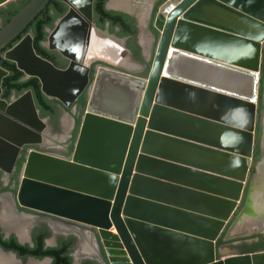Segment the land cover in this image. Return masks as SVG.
<instances>
[{
	"label": "water",
	"instance_id": "1",
	"mask_svg": "<svg viewBox=\"0 0 264 264\" xmlns=\"http://www.w3.org/2000/svg\"><path fill=\"white\" fill-rule=\"evenodd\" d=\"M13 1L0 0V7ZM61 1L69 9L49 29L45 45L69 66L58 68L38 55L33 33L0 55V63L2 56L26 77L39 78L42 92L66 109L87 87L85 114L71 156L29 152L15 202L88 228L100 264H264V250L229 254L219 245L261 232L233 234L245 215L256 216L254 187L264 166L263 159L250 182L255 125L260 116L264 121V109L258 111L264 0H166L155 18L160 35L147 77L123 71L93 49L94 31L106 48L128 53L97 29L94 0L93 31L72 28L54 43L57 25L75 13ZM49 2L30 0L0 25V52ZM26 38L47 76L12 57ZM95 60L105 65L93 70ZM84 63L77 90L75 83L72 92L60 86L65 95L76 91L68 102L47 93L49 83L68 82L72 67ZM6 74L0 66V93ZM26 95L39 127L11 112ZM66 114L74 118L73 111ZM0 121L29 137L12 143L0 134V144L14 151L0 154V170L9 174L25 145L45 143L48 124L30 90L10 102L0 99ZM247 187V204L239 211ZM79 232L75 249L83 241Z\"/></svg>",
	"mask_w": 264,
	"mask_h": 264
},
{
	"label": "trees",
	"instance_id": "2",
	"mask_svg": "<svg viewBox=\"0 0 264 264\" xmlns=\"http://www.w3.org/2000/svg\"><path fill=\"white\" fill-rule=\"evenodd\" d=\"M30 0H16L5 7H0V21L3 25H6ZM108 0H94L93 1V15L97 29L102 32L106 31V23H109V29H120V35L122 37H129L128 46L133 53L141 59V51L137 47L131 45V39L140 33V28L135 25L134 18L122 13L110 11L106 8ZM68 10V5L61 0H50L44 10H42L36 18L27 26V28L14 40L6 49L12 48L16 45L27 33L32 32L33 36V48L38 55L51 61L56 67L64 69L68 61L62 58L57 51L49 50L43 45L48 36L47 29L54 27L56 21L65 15ZM69 17L65 18L66 20ZM64 19V20H65ZM150 29L158 35V31L154 28L153 22L150 25ZM264 53V51H263ZM11 64L10 73L3 79V87L8 91V96L12 91H16L18 94H22L25 91L31 90L37 109L39 110L42 118L50 117L52 119H58L61 115L58 105L63 107L61 102L56 99H49L41 90V82L39 78L32 76L26 80H22L25 73L20 70L15 62L9 61ZM264 78V62L263 72ZM81 127V120L77 119L76 128L74 130V144L77 140ZM260 135L256 138V151L254 157L259 159L260 153ZM73 144V146H74ZM72 146V147H73ZM253 172V170H252ZM0 171V192L8 190L9 187H2ZM50 236V231L45 225L41 229H37L33 234L34 246L22 245L18 242L16 237L11 236L8 239L4 238L0 228V247L5 251L14 252L20 259L27 260L29 257H33L39 260L45 258H51V264H74L71 253L73 251V245L75 238L61 239L57 246L47 247L45 240ZM262 234H254L250 238L259 239L258 242L251 244H245L241 246V251L244 253L256 252L264 250V240ZM228 242H223L222 239L219 245H223ZM230 243V242H229ZM87 264V263H83Z\"/></svg>",
	"mask_w": 264,
	"mask_h": 264
},
{
	"label": "flooded vegetation",
	"instance_id": "3",
	"mask_svg": "<svg viewBox=\"0 0 264 264\" xmlns=\"http://www.w3.org/2000/svg\"><path fill=\"white\" fill-rule=\"evenodd\" d=\"M149 1H150V4H147V8H146V11H148V17H147V21H146V29L143 27L142 23L140 22L139 16H137L133 12H131L129 10H126V9H113V10H111V9L108 8V5H107L108 1L106 3V8L108 10H110V11L122 12V13H125V14L133 17L134 18L135 25H137L140 29H141V27H143L144 28V32L146 30V32H148L152 36V38H151V42H153V51H152V54L153 53L155 54V50L157 48L158 41H159V35H160L159 31L154 26L155 18H156V15L158 13L159 7L166 0H148V2ZM68 9H69V7H68ZM93 21L95 23L94 15H93ZM152 22H153L154 28L158 31V35L150 29V25H151ZM0 23H1L0 25H3L1 21H0ZM95 25H96V23H95ZM54 27H55V25H54ZM53 28H51V29H53ZM107 29H109V23H106V30ZM114 30H117V31L120 32V29L119 28H116ZM47 31H49V29H47ZM29 33H32V32H29ZM29 33H27L26 35H28ZM48 34H49V32H48ZM136 37L137 36H134L131 39V45L133 47L137 48L138 45L141 44L142 49H143V50L142 49L140 50L141 51V59L139 57H137L133 53V51L131 50V48H129V46H128V42L130 40L129 37H122V38H124L126 40L125 48L128 50V54L130 55V58H133V59L137 60L138 62H140L145 67V69L147 68L148 72L145 73V74H143V75H137V74H134V73H132V72H130L128 70H125L122 67L120 69H122L123 71H126L128 73H131V74L140 76V77H147L149 75V72H150L151 64L152 63H148V60L145 58V52L148 53L150 51H148V52L145 51L144 50L145 49L144 48V45L142 43H140L137 40ZM46 42H47V39L43 43V45L45 47H47L45 45ZM24 43H28V41H25ZM24 43H22L11 55L13 57H15L17 59V61L19 63H21L26 69L30 70L31 72H39V71H33L29 67V65H27L26 63H23L22 59L18 56V54H16L17 51H18V49ZM93 49L96 50L97 49L96 46H94ZM149 49H151V44H150ZM6 50H9V49H6L5 48L3 51L0 52V55H2ZM52 51H55V50H52ZM154 54H153V57H154ZM30 58H31V55H30ZM62 58H64V57L62 56ZM1 59H3V63H0V66L2 68H4L5 71L7 72V74L4 76V78H5L10 73L11 64L9 63V60H6V59L2 58V56H1ZM65 60H67V59H65ZM123 60L126 63L125 57L123 58ZM152 60H153V58H152ZM263 60H264V57H263ZM67 61H68V64H67V66L65 68H67L69 66V64H70V61L69 60H67ZM31 63L32 64L34 63L33 66L35 67V69H36V66L37 67L38 66H42V65L38 64V62H36V60L35 61L32 60ZM85 63L82 65L83 66L82 69L79 70V77H80V75L82 77L83 74H84V72H85V69H86V66H87V64H85ZM102 65H105L104 62L99 61V60H95L92 63V69L94 70V68H96L97 66L100 67ZM74 69L75 68H73V70ZM73 70L71 71L72 74L74 73ZM93 70L91 71V74L93 73ZM28 78L29 77H26V75H25L22 78V80H26ZM25 92H23L22 94H18L16 91H12L11 95L8 96V94H7L8 91L3 87V80H2L0 99L2 101L10 102L13 98L19 97V96L23 95ZM86 104H87V87L84 90V92L79 96V98L77 99V101L74 103V105L70 109H66V108L61 107V106L58 105L59 111L61 113V115L59 116L58 119H52L50 117L43 118V119L46 120V122L48 124L47 134L45 135L46 136V141H45V143L43 145H25L21 149V151H20V153H19V155H18V157L16 159V162H15V165H14V167L12 169V172L9 173V174H5L3 171L0 170L1 173H2L1 174V182H2V185L1 186L2 187H9L8 190H5V191L0 192V196H1L0 197V208H1V211L2 210L4 211L3 202H2V196H8L9 195L10 198L12 199L11 204H12L13 212H14L15 215H18L19 216V218H20L19 220L27 219V217L28 218H35V219L40 220V224H37V225L33 226L32 228H30V231H29V240H24L22 238L23 235H21L19 228L18 229L16 228V227H21V226H16L11 231H7V230L4 229L3 225L0 222L1 232L4 235V238L5 239H8L11 236H14V237H16V239L18 240V242L20 244H22V245H26L27 244V245H29V246L32 247V246H34L33 234H34V232L37 229H41L43 226L46 225L48 227L49 231H50V236L48 238H51L53 235H55V233H56L55 231H58V229H56V224L58 222H60V223L62 222V223H66V224L67 223H70V222L65 221L63 219H60V218H58L56 216L49 215V214H45V213H42V212H39V211H35V210H31V209L22 207V206H20V204L18 202H15V197H16V194L18 192V189H19V186H20V182H21V179H22V168H23V165H24V163H25V161L27 159V156H28L29 152H31L32 150H39V151H42V152H45V153H49V154H53V155H58V156H62V157H69V156H71V153H72V151L74 149V146H75V144H74V130L76 128L77 119H80V120L82 119V116L85 114V106H86ZM258 105H259L258 111H259V113H262V111L264 109V78H263V76H262V79L260 81V88H259V95H258ZM72 111L74 113L73 114V117L74 118H72L70 114H66V112H70L71 113ZM66 116H70L71 119H72L71 125L68 128H65L64 127V118ZM1 122H3V121H0V123ZM61 133H64L65 134V136L61 140H57V138L53 136V135H56L57 136L58 134H61ZM258 135H260V143H259L260 153H259V159L256 160L255 157H254V154H255V151H256V144H254V148H253V161H254V166H253V172L251 173L250 182L253 181V177H254V174L256 173L257 166L264 159V146H263V142H264V127H263V124H262L261 116L259 118V121L255 125V141H254V143L256 142V138L258 137ZM22 140H24V139H22ZM22 140H20V141H22ZM73 144H74V146H73ZM5 152H8L10 154H13V152H11V150L0 147V154L1 153H5ZM263 170H264V168H263ZM262 173H263V171H262ZM248 187L250 188V183H249V186ZM248 187H247V189L245 191V195H244L243 200H242V202L240 204L239 211L242 210L246 206V204H247V198H248V194H249ZM262 197H263V194H262ZM21 216L24 217V218H21ZM234 218H233V220H234ZM18 225H19V223H18ZM22 232L24 234V231L23 230H22ZM255 234H262L264 236V231H261L259 233H255ZM252 235H250V236H244L242 238L229 241L230 243L228 242V243H225L223 245H225V246H234V247H239L240 246L241 247L247 241H250L252 243L253 242H258L259 239H257V238H250ZM68 238H74V236L73 235H68L67 239ZM47 239L45 240L46 246L47 247H54V246H50L48 244ZM263 240H264V237H263ZM75 243H76V241H75ZM75 243L73 245V251L71 253V256L73 258V263L76 261L75 260V251H76V249L74 247L75 246ZM95 249L97 251V254L100 253V250L98 248H95ZM0 250L3 253H10V252H12V251H5L1 247H0ZM14 258L16 260H19V261H22V262H28L32 257H29L25 261L22 260V259H20L17 255ZM34 259L37 260V261L44 260V259L39 260V259H36V258H34ZM51 262H52V259H51V261H50L49 264H51ZM84 262H85V259H81L80 264H83Z\"/></svg>",
	"mask_w": 264,
	"mask_h": 264
},
{
	"label": "rangeland",
	"instance_id": "4",
	"mask_svg": "<svg viewBox=\"0 0 264 264\" xmlns=\"http://www.w3.org/2000/svg\"><path fill=\"white\" fill-rule=\"evenodd\" d=\"M81 2H84L85 0H80ZM80 1L78 0L79 2V5L77 6L76 4H72V7L75 8V11H76V15L75 16H70L69 19H65L63 20L61 23L58 24V28L57 30L55 31L54 35L52 36L51 40L55 41L58 43V44H61L63 42V39L65 38L64 36L61 35V33H71L72 32V28H76L79 26H81V28L83 29V26H84V22L87 21V23H89V20L88 18L85 16L84 14V9H83V6L82 4L80 3ZM77 2V4H78ZM146 4H150V1L148 2V0H108V8L113 10V9H126V10H129L131 12H133L134 14H136L137 16H139V11L142 10V9H145V12H146V8L145 6H147ZM79 7H81V9H79ZM139 20L141 21V19L139 18ZM147 21V20H146ZM83 22V23H82ZM1 24V23H0ZM64 29V31H63ZM66 29V30H65ZM93 28L90 27L89 28V31H93L92 30ZM70 31V32H69ZM60 32V33H59ZM146 33V30L144 32V28L141 27L140 29V33L137 35V40L141 43V39L142 37L145 35ZM148 33V32H147ZM30 34V33H29ZM57 34V35H56ZM105 34L108 36V37H111L110 39L111 40H114L117 42V44H119L121 47L125 48V44H126V40L124 38L121 37L120 35V32L117 31V30H111V29H107L105 31ZM149 34V33H148ZM149 38H150V42H149V45L148 46H144V50L145 51H150L148 53L145 52V58L148 60V63H152V58H153V54H152V51H153V42H151V38L152 36L149 34ZM93 43H94V46H96V52L98 53V51H100L101 49H106V46H104V43L99 40L98 38V34L97 33H94L93 31ZM150 44H151V49H149L150 47ZM139 49L141 50L142 49V46L141 44L138 45ZM21 48H24L25 49V52H24V55H26V58L29 60V62H32V59L30 58V53H29V48L28 46L26 45V43H24L19 49L18 51L21 49ZM126 49V48H125ZM143 50V49H142ZM18 51L16 54H18ZM119 54H120V57H121V61L122 63L121 64H118L120 65L122 68H124L125 70H128L134 74H137V75H143L145 73L148 72L147 68L145 69V67L140 63L138 62L137 60L133 59V58H130V55L127 53L125 56L122 55L121 53V49L119 50ZM152 56V57H151ZM125 57V60H126V63L125 61L123 60V58ZM34 64V63H33ZM82 66V65H81ZM77 69H82L81 67H77L73 70V74H69V80L68 82H64V84L62 83H59L58 84H51L49 83V91L52 93V94H60L62 95V97L68 99L70 97V93L69 94H62V90L61 87H66L65 89H69L70 91H72V89L74 88V83H75V87L77 86L78 82H79V79L80 77H78L76 79V71ZM33 71H39L41 72L44 76H47L46 74L48 73L47 71V68L43 67V66H36V69L33 70ZM81 76V75H80ZM61 86V87H60ZM25 98V97H24ZM24 105V103H22ZM19 109V108H18ZM21 110V108H20ZM12 113H14L16 116L20 117L21 116V112L19 111H16V110H13L11 111ZM21 118V117H20ZM52 135V134H51ZM54 137L57 138V140H61L65 134L64 133H61V134H58L57 136L56 135H53ZM263 167V166H262ZM264 168V167H263ZM263 168L261 169L263 171V174H262V171H261V174L260 176L257 178V188H259V194H263L264 195V170ZM256 187V186H255ZM258 192H257V195H256V199L257 201H259L260 198H257L258 196H261V199L259 201V206H255V201L253 199V207H254V211L256 213V216H251V215H245L241 221V225L239 223V227L242 226V227H237L239 229H234L236 232L235 233H240V232H243L245 231V225H250V226H253L255 225V222L257 221V219H262L264 220V202L262 200V195H259ZM1 197V196H0ZM4 197V196H2ZM5 199V198H4ZM7 199V198H6ZM3 202V200H2ZM4 207V206H3ZM11 207H12V204H11ZM0 211H1V208H0ZM3 212V210L0 212V214ZM9 218L10 220L8 221V224H10V227L11 229H9V231H11L14 227L16 226H21V227H16L17 229L19 228L21 234L23 235L22 238L24 240H29V231H30V228H32L33 226L37 225V224H40V220L38 219H35V218H28L27 219H24V220H19L20 218L16 219L15 216L19 217L18 215H15L14 212L10 211L9 212ZM15 217V219H14ZM255 219V222H254V219ZM13 218V219H12ZM22 218V216H21ZM19 223V225H18ZM66 224V223H65ZM56 229H58V226L60 225H56ZM23 227V228H22ZM264 228V227H263ZM22 230L24 231V234L22 232ZM261 230V229H260ZM261 231H264L261 230ZM245 233H249V232H245ZM255 233H253L254 235ZM252 242L250 241H247L245 242V244H251ZM243 244V245H245ZM242 245V246H243ZM228 252L230 251L231 253L233 252H238V251H241V248L240 246L239 247H234V246H226ZM16 260V259H15ZM18 261V264H29V261L28 262H22V261ZM40 262L41 264H47L48 261L47 260H42V261H38Z\"/></svg>",
	"mask_w": 264,
	"mask_h": 264
},
{
	"label": "bare ground",
	"instance_id": "5",
	"mask_svg": "<svg viewBox=\"0 0 264 264\" xmlns=\"http://www.w3.org/2000/svg\"><path fill=\"white\" fill-rule=\"evenodd\" d=\"M69 1V4H70V6H71V9L75 12L74 13V16L76 15V11H75V8L74 7H72V4H76L77 6L79 5V2H78V0H68ZM80 1V0H79ZM77 2H78V4H77ZM80 3L82 4V6H83V9H84V14H85V16L88 18V20H89V23H87V21L86 22H84L85 24H84V26H86L87 27V29H88V31H89V28L90 27H92V19H91V14H90V9H89V4H90V0H85L84 2H81L80 1ZM147 5V4H146ZM80 6V5H79ZM145 7H147V6H145ZM79 9H81V7H79ZM139 18L141 19V23H142V25H143V27L146 29V20H147V17H148V11H146L145 12V9H142V10H140L139 11ZM63 21V20H62ZM61 21V22H62ZM60 22V23H61ZM83 23V22H82ZM83 26V27H84ZM57 28H58V25H57V27H56V29H55V31L57 30ZM82 29V28H81ZM66 30V29H65ZM55 31H54V33H55ZM63 31H64V29H63ZM70 32V31H69ZM60 33V32H59ZM62 34H64V33H61V35ZM57 35V34H56ZM25 41H28V43H26V45L28 46V48H29V53H30V55H31V58H32V60L33 61H35L34 59H36V58H34V56L32 55V53H31V50H30V40H29V38H27V39H25V40H23V42L22 43H24ZM149 42H150V38H149V34L146 32L145 33V35L142 37V39H141V43L144 45V46H148L149 45ZM21 43V44H22ZM20 44V45H21ZM19 45V46H20ZM18 46V47H19ZM17 47V48H18ZM16 48V49H17ZM15 49V50H16ZM15 50H13L12 52H11V54L15 51ZM24 52H25V49L24 48H21L19 51H18V56L22 59V61H23V63H26L27 65H29V67L32 69V70H34L35 69V67L33 66V64L31 63V62H29V60L26 58V55H24ZM98 54L100 55V56H103V57H105V58H108L109 60H111V61H113L115 64H121L122 63V59H121V57H120V54H119V51H118V49H108V48H106V49H101L100 51H98ZM13 57V56H12ZM15 60H17L15 57H13ZM36 62H38V64H40V65H42L43 67H45L43 64H41L39 61H37L36 60ZM21 64V63H20ZM123 64V63H122ZM22 65V64H21ZM23 66V65H22ZM24 67V66H23ZM77 67H83V66H81V65H79V64H76V65H74L73 67H72V69H71V71L73 70V68H77ZM25 68V67H24ZM46 68V67H45ZM26 69V68H25ZM28 70V69H27ZM28 71H30V70H28ZM47 71H48V73H50V71L47 69ZM82 71V70H81ZM31 72V71H30ZM32 73H40V72H32ZM41 74V73H40ZM43 76V75H42ZM79 77V69H77V71H76V79ZM81 77V76H80ZM79 81H80V79H79ZM79 83V82H78ZM49 85V84H48ZM77 86H78V84H77ZM49 86H48V88H47V93L49 94V95H56V96H59L60 98H62L64 101H66V102H68L69 100H70V98H72L73 97V95L75 94V92H73V93H71L70 94V98H68V99H65L64 97H62V95H60L59 93L58 94H52L49 90ZM78 88L76 87V90H77ZM72 92V91H71ZM22 103H24V105L22 104ZM19 108V109H18ZM20 108H21V110H20ZM13 110H16V111H19V112H21L20 114H21V118L22 119H24V120H26L27 122L29 121V122H32L33 123V125L35 124V126H38V125H36V123H35V121L33 120V118H32V116H31V112H30V105H29V97L26 95L25 96V98H23L14 108H13ZM71 121H72V119H71V117L70 116H66L65 118H64V127L65 128H68L70 125H71ZM263 125H264V121H263ZM39 127V126H38ZM0 134L1 135H3V136H5V138L7 139V140H9L10 142H12V143H14V142H19L20 140H22V139H24V138H28V136H26V135H24L23 133H21L20 131H18V130H16V129H14L12 126H10V125H8V124H6L5 122H1L0 123ZM0 147H2V148H5L3 145H1L0 144ZM9 150H11V152H14L13 151V149H9ZM263 174V173H262ZM257 182V181H256ZM257 184V183H256ZM256 187H254V194H253V199H254V201H255V206H259V201H260V199H261V196H258L257 198H260L259 199V201H257V199H256V195H257V192H258V194H259V188H257V185H255ZM259 195H262V194H259ZM5 198V199H4ZM7 198V199H6ZM2 200H3V206H4V211H3V213L2 214H0V222H1V224L3 225V227H4V229L5 230H7V231H9V229H11V227H10V224H8V221L10 220V218H9V212L10 211H12L13 212V208L11 207V202H12V199L10 198V196L8 195V196H4V197H2ZM11 216V215H10ZM16 217V219H18L19 217H17V216H15ZM15 217H14V219H15ZM22 218H24V217H22ZM13 219V218H12ZM253 219H254V217H253ZM242 221V220H241ZM254 222H255V219H254ZM242 223L240 222V225H241ZM237 227V226H236ZM236 227L234 228V229H236ZM238 227H239V223H238ZM237 227V229H239L240 227H242V226H240L239 228ZM264 220H262V219H257V221L255 222V225H253V226H250V225H245V231H243V232H240V233H245V232H252V231H256V230H263L264 228ZM21 233V232H20ZM233 234H235L234 233V230H233ZM0 264H18V261L17 260H15L14 258H13V255L12 254H4V253H0ZM29 264H41L40 262H38V261H36V260H34V259H31L30 261H29Z\"/></svg>",
	"mask_w": 264,
	"mask_h": 264
},
{
	"label": "crops",
	"instance_id": "6",
	"mask_svg": "<svg viewBox=\"0 0 264 264\" xmlns=\"http://www.w3.org/2000/svg\"><path fill=\"white\" fill-rule=\"evenodd\" d=\"M264 167V166H263ZM262 167V168H263ZM262 200L264 202V195L262 197ZM56 225H60L58 226V231H55V235H53L51 238L47 239V242L50 246H57L59 241L61 239H67L68 235H73L76 241V234H79L81 231L82 237H83V241L81 243V245L78 247V249H76L75 251V260L76 262L80 263L81 259H85L84 263L87 264H100V262H98L96 256H97V251L94 247V244L92 242V235L91 232L88 228L86 227H79L73 223H60L58 222ZM57 227V226H56ZM236 231L234 230V233ZM87 233V235L85 234ZM238 234V233H235ZM22 235V234H21ZM0 253L2 254L3 252L0 250ZM229 254H231V252H228ZM233 253H244L242 251H236ZM4 254H10V253H4ZM218 257V256H217ZM14 258V256H13ZM15 259V258H14ZM87 259V260H86ZM35 260V259H34ZM37 261V260H36ZM50 262L48 261L47 264H49Z\"/></svg>",
	"mask_w": 264,
	"mask_h": 264
}]
</instances>
